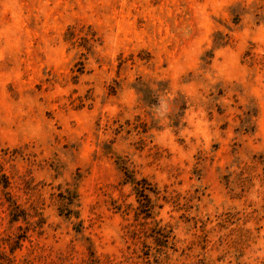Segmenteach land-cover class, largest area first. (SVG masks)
<instances>
[{
  "label": "rangeland",
  "instance_id": "1",
  "mask_svg": "<svg viewBox=\"0 0 264 264\" xmlns=\"http://www.w3.org/2000/svg\"><path fill=\"white\" fill-rule=\"evenodd\" d=\"M0 264H264V0H0Z\"/></svg>",
  "mask_w": 264,
  "mask_h": 264
},
{
  "label": "trees",
  "instance_id": "2",
  "mask_svg": "<svg viewBox=\"0 0 264 264\" xmlns=\"http://www.w3.org/2000/svg\"><path fill=\"white\" fill-rule=\"evenodd\" d=\"M131 183H133L134 188L136 193L138 194V196H144V189L141 187L140 183L136 180H131ZM141 213L146 214V215H150V209L145 205L144 201L141 200V209H140Z\"/></svg>",
  "mask_w": 264,
  "mask_h": 264
}]
</instances>
